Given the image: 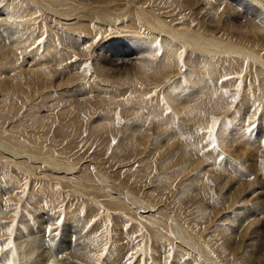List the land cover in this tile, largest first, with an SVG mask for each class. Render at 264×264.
I'll use <instances>...</instances> for the list:
<instances>
[{
	"label": "rangeland",
	"instance_id": "374dc122",
	"mask_svg": "<svg viewBox=\"0 0 264 264\" xmlns=\"http://www.w3.org/2000/svg\"><path fill=\"white\" fill-rule=\"evenodd\" d=\"M38 1L50 8L53 7V10L56 8V10L59 9V14L62 12V14H65L68 9L71 10L73 8L68 4V0H65L66 2L64 0L60 2L59 0H57L58 2L56 0L16 1L18 3L16 7L17 9L20 8L22 18L19 17V20H13V17L12 19H8L9 23L7 22L6 24H9V27L7 30L18 33V27L16 25L18 24V26L21 25L27 31V36H30L31 32V35L35 34L34 36L38 38L34 39L32 37L33 41L29 42L26 46L24 45V47L22 46L23 53L21 54L22 51L20 49V55L16 58L18 64L12 63L9 68H6L8 66L1 65V68L4 67V69L0 68V71L3 70L1 73H7V71L10 73V68L13 65H23L28 62L34 64L35 61L37 63L40 62L38 64L41 67L44 65L43 69L50 72L51 66L49 65L54 61L53 58L55 57L53 54L58 49L57 52L59 53L63 46L64 54L61 57V63H63L62 68L66 72L70 71L73 73L74 71L75 74L80 76L78 72H84L86 70L90 72L94 71L95 62L100 65H106V59L102 60L100 58L102 57L100 54H105L104 48L106 46L109 45V48H115L111 52L116 53V55L112 56V60L119 57L122 51L127 53L128 50H132L129 41L126 42L128 44L126 49H123L118 42L114 41L117 35L114 31L111 18L106 22L107 27L112 32L102 34L99 29L98 31L96 30L97 28L95 29L94 24L92 27H90L91 25L88 26L83 23L61 24V19L54 20L58 16H53L45 12L44 8L39 6ZM117 1L119 2L118 5H121V9L119 8L118 17H115L120 19L123 17L124 24H128L133 28L134 23L131 20V15L126 10L128 8L126 6L128 0ZM145 1L154 4L162 0ZM48 2L50 4L52 3V5ZM209 4L230 6L231 14L233 13V15L241 17L246 21L252 20L260 22L264 16V0H209ZM61 5L62 7H59ZM143 17L145 16L143 15ZM63 26L66 28H63ZM14 27H17V31ZM74 36L77 40H75L78 46L77 48H79V52L76 53L72 49L73 45H70L72 42L71 38ZM177 43L182 46L180 42ZM47 44L52 45L47 47ZM192 48L190 49L191 51L193 50ZM86 51L88 53L91 52L89 54V56L91 55L90 57L85 56L84 53ZM77 53H80V55H77ZM193 53L194 51H192ZM219 53L217 57L220 60L215 64L222 71V76H220L216 84L217 87L219 83L220 87L215 89L211 97L206 100L207 105L199 111V119L193 124L184 121L181 122L182 113L179 114L167 98L169 97L170 91L171 93H178L187 83L188 77H186V70L184 69L187 68L189 61L184 56L185 53L180 51L179 47L171 55L172 59L176 58L175 66L177 73L168 82L165 80V82L157 81L150 83V80L145 82L144 80H132L131 82L113 85L106 81L105 83L103 82L106 85V87L104 86L105 92L101 93L96 92V90L104 88H101L99 84L90 85L86 80L82 82L77 81L79 84L76 83L84 90H91L87 103L88 107L85 110L82 107L80 109L79 107L69 106L71 102L66 99H69L71 97L70 95L74 94V92L66 95L63 89L48 90V92H44L45 94L42 92L37 94L31 92L27 93L24 98L0 95V99L3 98L5 100V104L9 103L8 101L10 99H12L11 102L13 103L10 108L9 106L8 108L5 106L2 107L3 103H0V195L4 197L3 199L0 198V215L8 214V220H5L6 217H3L4 220L0 219V264H14L12 256L16 254L17 236L19 234L22 235L29 228L36 231L35 219L47 214H52L55 218L52 226H50L51 228L54 227L52 231H45L43 233L44 236L35 232L28 240L32 238L40 242L42 249L39 248L36 253L41 250L42 252H53L52 255L57 256L58 260L60 258V261L64 259V253L67 255L70 248L73 251L84 248V245H81L87 242V246L90 243L91 250L86 255L91 254L90 256L94 257V264H112L111 261L114 258L117 260H114L116 263L120 261L118 264H163L161 255L165 253L168 263L164 264H175V257L180 255L183 256V262L180 264H208V262L209 264H225L222 261L220 262L217 253L224 251L223 239L232 238L230 242L232 241L231 243H234L232 244L234 245V249L231 257L232 260L235 258L233 262L237 260L236 264H241L242 262L243 264L245 262V264H249L253 259L254 262L257 260V263L264 264V67L258 61L247 72L250 64L241 55L223 50ZM181 56L183 57V66H181ZM29 58H31L32 62ZM91 58L94 59V65L91 64ZM118 59L121 61L123 57ZM159 59L160 56H158ZM65 60H67L66 62L68 64L65 63ZM74 60L78 62L76 63ZM80 60L82 62H79ZM127 63H124V65ZM200 63L202 65L208 64L207 61ZM195 74L197 73L193 72L190 76H195ZM243 76L244 79L248 77L249 79H255V81L246 83ZM226 77L227 79H225ZM254 82L255 84H253ZM237 85L240 86L239 89ZM75 87L74 85L72 88ZM245 87L249 90L247 89V92L244 93ZM254 90L257 91L259 98L253 95L252 91ZM244 95H247V99L246 97H242ZM96 98H98V101ZM212 98L221 101L220 106L222 107L219 109H223L221 110L222 112L217 111L216 113V111L208 110L209 100ZM98 103L102 104L99 106ZM93 109L105 116L108 121L107 124L110 126L109 129L103 132L94 131L92 128L94 125L91 124V119L92 115H95L97 111L95 113ZM77 113L79 114L77 115ZM239 114L240 116L242 115L241 119L243 117L247 119L243 118L246 120L244 121L245 123H252L246 125L248 129L245 128L246 132H250L251 136L243 137L252 146L248 145L242 149L240 142H229L228 146L223 148L221 146L222 141L220 140L221 142H219V137L221 139V133L227 129V137L235 139L237 125L231 124L232 119L230 117L234 115L239 116ZM147 116L149 117L147 118ZM140 117L141 120L139 119ZM144 119H149V127L147 126L149 139L146 143L140 142L134 148L136 151L131 153L129 151L127 152L123 144L128 143V139L125 136L128 132V126L133 121L140 120L138 122H143ZM213 119L218 121L215 133V147L207 139V128L212 125ZM250 119L254 120L250 121ZM156 121L168 122H165L168 125L167 129L172 126V128L174 127L180 130L178 135L180 139L178 136L176 137L178 139H174L177 141L178 146H180L179 140L183 141L184 138L190 140L188 142L193 147L191 156L193 158L199 156L198 158L195 157L198 164L189 165V162H191L190 159L184 158L183 154L177 149L179 147L175 149V141L172 142L174 146L169 143L170 148L167 151H164L165 149H158L157 152L152 149V143L155 141L154 143L159 145L163 142L162 138L164 137L162 134L159 136V131L155 132V129L158 130L155 124ZM179 124L181 128H179ZM176 125L178 126L176 127ZM221 127L225 129L223 130ZM162 128L164 129V127ZM253 129L255 130L253 131ZM159 140L162 141L160 142ZM253 140L254 142H252ZM258 142L260 144L259 146ZM238 148L239 152H237ZM240 149H242V153ZM251 150L253 151L252 154ZM253 155L255 157L257 156V159L255 157L253 159ZM172 156L173 160L171 162L170 157ZM200 156L204 157L200 158ZM224 158L225 160H223ZM259 159L263 161L261 162ZM211 162H213L212 166L215 167V171L218 169L216 172L214 171L215 174L208 170L207 163L210 164ZM260 163L261 168H259ZM185 164L186 166H184ZM223 165L226 166L223 167ZM198 166L200 167L197 168ZM202 166H207L208 168L204 167V171V169L201 170ZM206 172L209 174H206ZM236 172L238 173L236 174ZM194 173L196 176L201 174L202 177L199 179L202 182L200 183L199 181L198 184H201V187L195 184V182L190 181L192 179L191 175ZM195 175H193V178L196 177ZM244 177L246 179H243ZM250 177L253 182L250 180ZM246 180L250 181L246 182ZM241 181H243V184ZM254 183H256L255 186L253 185ZM238 188L239 190H237ZM196 195L201 196L198 198ZM223 198L228 201L226 200L224 202ZM133 199L137 200L135 201ZM229 199H231V202ZM49 204L51 208L48 206ZM203 206L205 209H203ZM68 212L76 215V218L79 220L77 219L78 221L75 224L79 225L70 226L65 222ZM238 212H244V214H248L249 216V219L246 218L242 225L236 220ZM173 219L194 239L195 246L193 248H188V245L181 243L173 234L170 226V222ZM60 221L63 222L60 223ZM28 226L29 228H27ZM9 228L12 229L11 232H9ZM77 232L80 233V236H78ZM75 245L76 247H73ZM78 245L79 248L77 247ZM250 251H253L252 256L249 255L250 260H247L245 256L251 254ZM128 253H133L131 258H128ZM40 258L38 255L35 261L37 262L36 264L43 262L42 258L41 260ZM159 259H161L160 262H158ZM259 259L261 260L259 261Z\"/></svg>",
	"mask_w": 264,
	"mask_h": 264
},
{
	"label": "bare ground",
	"instance_id": "6f19581e",
	"mask_svg": "<svg viewBox=\"0 0 264 264\" xmlns=\"http://www.w3.org/2000/svg\"><path fill=\"white\" fill-rule=\"evenodd\" d=\"M16 1L18 2V0H14V1H12V0H0V66L1 65L2 66H8L6 68H9V66L12 63H15V64L17 63L18 64V61H17L16 58L18 57V55H20L19 50L22 48V46L24 47V45L26 46L29 42L33 41L32 40V37L34 39H37L38 38V37L36 38L34 36L35 34L34 35H31V32H30V36H27V31H25V29L22 28L21 25L18 26V24H16L17 27H18V33L17 32L16 33H13V31L11 32V31H8L7 30V28L9 27L8 26L9 24L8 25L6 24L8 22V19H12V17H13V20L14 19H18L19 20V17L22 16L21 15L20 8L17 9V7H16V4H18ZM20 1L23 2V0H20ZM60 1L61 0H59V2ZM213 1H215V0H213ZM24 2L27 4L26 1H24ZM68 2H69L68 4H70V6H72L73 8L71 7L72 8L71 10L70 9H68L67 11L65 10L66 11L65 14H62L63 12L61 14H59V12H58L59 9L56 10L57 9L56 8V9L53 10L52 9L53 7L50 8L49 6L45 5L44 3H40V1H38V3L40 4L39 6H42L44 8L45 12L50 13L53 16H58V18H55L54 17L55 18L54 20L61 19V21H62V23L60 22L61 24H63V23L64 24L65 23H71V24L72 23H76V24L83 23L84 25H88V26L91 25L90 27H92L93 24H94L95 29L97 28L96 29L97 31L99 29L102 32V34L110 33L111 29H109L107 27L108 25H107V22L106 21H108V19L111 18L112 19L111 20L112 25L114 26V31L116 32V35H117L116 40H114V41L115 42H118L119 45L121 47H123V49H126L127 48L128 44L126 42L129 41V43L132 46V50H128L127 53H125V52L122 51L120 53L119 57H117L116 59L112 60L111 59L112 56L113 55H116V53L115 52L114 53H111V52L114 51L115 48L114 47L109 48L108 47L109 45H108V46H106L104 48L105 54L104 53L100 54L102 56V57H100L102 60L106 59V61H105V64L106 65H100L99 63L95 62L94 71H91V72L90 71H87V70L84 71V72L83 71L82 72H78L77 71L78 73H80V76H78L77 74L74 73V71H73V73H71L70 71L69 72H66L62 68L63 67L62 66L63 63H61V57H63V54H64V47L62 46V49H61V51L59 53L57 52L59 50L58 49L56 51L57 54L56 53L53 54V55H55V57L53 58L54 61L50 63L51 65H49V66H51L50 67L51 70L49 69L50 72L49 71H46L45 69H43V66L44 65L41 67L38 64L40 62L37 63L35 60H34L35 61L34 64L28 62L27 64H23V65H17V66L16 65H13L10 68V73H9V71H7V73H3V72L1 73V71H3V70H1L0 71V95L1 96L7 95L6 97L9 96V97H15V98H19V97L24 98L27 93H31V92L34 93V94H37V93H40V92H42V93H44L46 91L48 92V90H52V89H63L65 91V94L66 95L72 94L74 92V94L70 95L71 97L69 99H66L67 101H70L71 102V104H69V106L79 107L80 109L82 107L85 110V108L88 107L87 103H88V100H89V97H90L89 94H91V90H88V91H87V89L84 90L83 88H81L78 85L79 82H77V81H81L82 82L83 80H86L90 85L91 84H94V85L95 84L96 85L99 84L101 86V88L104 87V86L106 87V85L103 84V82L105 83L106 81L107 82H110V84H113V85H115L117 83L131 82L132 80H134V81L144 80V82L150 80V83H155L157 81L158 82H165V80H167V82H168L169 79H172L174 77V75H176L175 73H177L176 72V66H175V62H176L175 59L176 58L175 59L174 58L172 59L171 58V55L179 47L180 51L183 52V53H185L184 56H186V58L189 61L188 62V65H187V68L184 69V70H186V74L185 75H186V77H188L187 78V83H186L185 86H183V89L180 92H178V93H174V92L171 93V91H170L169 92L170 93L169 94V97H167V98H168L169 102L172 104L173 108L179 114L182 113L183 116L181 115L182 116L181 122L184 121V122H187L189 124H193L194 122L196 123L198 121V119H199V115H200V112L199 111L202 110L203 108H205V106L207 105V101L206 100L209 97H211V95H212V93H213V91L215 89H217L218 87H220L219 86V83H218L217 87H216V84H217V81L220 78V76H222V71H221V68L218 67L215 64L218 60H220V58L217 57L218 54H220L219 52H222V50H223L225 52H234L237 55H241V57H243L247 61V63L250 64L249 65V68L247 69V72H249L250 69L252 68V66L255 63H257L258 61L264 67V16L262 17V19H261L260 22L259 21H252V20L246 21L245 19H243L241 17H237V16L233 15V13L231 14V8H230V6L223 5V4L222 5H219V6L211 5V4H209V0H162L160 2L159 1L158 2H155L154 4H152L151 2L148 3L145 0H137V1L136 0L135 1L134 0H128L127 3L126 2L125 3H126V6H128V8L126 10L128 11V13H130L131 20L134 23V26L132 28V26H130L128 24H124V18L123 17L121 19L120 18H117L118 17L117 15H118V13H119V11L121 9L120 8L121 5H118L119 2L117 0H82V1H78V0H68ZM28 3H29V1H28ZM212 4H214V3H212ZM50 5H52V3ZM57 5H60V4H57ZM59 7H62V5L59 6ZM30 12H32V11H30ZM17 14H19V15H17ZM143 15L145 17H143ZM49 16H51V15H49ZM115 16H117V17H115ZM135 24H137V25H135ZM112 25H111V27H112ZM17 27H14V29H16V31H17ZM84 27H87V26H84ZM63 28H66V27L63 26ZM83 35H81V36H83ZM66 36L68 37V35H66ZM63 39H64V37H63ZM71 39H72V42L70 43V45H73L72 46L73 47L72 49H74L75 53L76 52H79V48H77L78 47L77 46V43H75L77 41L76 38H75V36L72 37ZM177 42H180L182 46H180ZM35 43H37V42H35ZM50 45H52V44H47V47H49ZM60 47H61V45H60ZM182 47H183L184 50H186L185 52L182 49ZM69 48H71V47H69ZM76 48H77V50H76ZM191 48L193 49L192 51H194L193 54H192V51L190 50ZM84 49H85V46H84ZM21 51H22L21 52V54H22L23 53V50L21 49ZM31 51H33V50H31ZM45 51H47V50H45ZM60 53H61V56H60ZM72 53H73V51H72ZM90 53H88V51H86V53H84V54H85V56H89ZM45 55H47V54H45ZM77 55H80V53H77ZM27 56H29V55H27ZM67 56H68V54H67ZM158 56H160V59L159 60H158ZM82 57H83V55H82ZM121 57H123V59H121V61H120L118 58H121ZM230 57H231V55H230ZM19 58H20V56H19ZM65 58H66V56H65ZM78 58H80V57H78ZM29 60H31V58H29ZM63 60H64V58H63ZM75 60H77V59H75ZM75 60H74V62H76ZM88 60L90 61L89 58H88ZM91 60H92V63L91 64L94 65L93 64V60L94 59L91 58ZM96 60L98 61V59H96ZM66 61L67 60H65V63H67ZM125 61L128 62L126 65H124V63H126ZM202 61H207L208 64L207 65H202L200 63ZM9 62H11V63H9ZM31 62H32V60H31ZM79 62H82V61L80 60ZM223 67H225V66H223ZM2 68L4 69V67H2ZM82 68H84V67H82ZM69 69H71V68L69 67ZM12 71H14V72H12ZM193 72H196L197 74H195V76L194 75H191L190 76V74L193 73ZM243 79H244V76H243ZM252 79L251 78L249 79L247 77L244 80L246 81V83H248V82L251 83V81L252 82L255 81V79H253V80ZM82 84H80V85L83 87L84 84L83 85ZM253 84H255V82ZM74 85L77 88L76 87L75 88H72V87H74ZM105 87L103 89H101V90H96V92L104 93L105 92ZM167 89H168V87H167ZM247 89L248 88L245 87L244 93L247 92ZM76 91H77V93H76ZM252 92H253V95L254 96H256L257 98H259L258 93H257L256 90H254ZM242 97H246V99H247V95H244ZM2 99H0V103H3L2 104V107L5 106L6 108H8V106H9V108H10V106L13 104L11 102L12 99H10V101H8L9 103H7V104H5V100L4 99L2 100ZM97 99L98 98H96V100ZM243 100H244V98H243ZM97 101H96V103H97ZM209 101H210V104L208 106L209 107L208 110H212L213 112L216 111V113H217V111L222 112L221 110H223V109H219L220 107H222V106H220L221 105L220 104L221 101H219V99L216 100V99L212 98ZM230 101H232V100H230ZM245 102H249V101H245ZM101 104L98 103L99 106ZM222 104H223V102H222ZM96 106H97V104H96ZM244 107H245V105H244ZM97 109H99V108L97 107ZM241 110H243V108H241ZM96 111L94 110L95 113H96ZM70 113H72V112H70ZM83 113H85V112H83ZM78 114L79 113H77V115ZM81 115H82V113H81ZM93 115H92V119H91L92 120L91 121V124L94 125V127H92L94 129V131L103 132V131H106L107 129H109L110 126L107 124L108 121L106 120L105 116L102 113H99V111H97V113L94 116ZM237 115H238V113H237ZM234 116L233 117H230V118L232 119L231 124L237 125L236 126V132H235V139H233V138L230 139V138L227 137V135H226L227 134L226 133L227 129H226L225 132L222 131L223 133H221L219 131L222 134L221 139L219 137V142L222 141V145L221 146H223V148L224 147H227L228 144H229V142L230 143H232V142H240V145H242L240 147H242V149H244L243 147H247L249 145V141L248 140L246 141L245 139H243V137L244 136H247L248 137L249 135L251 136L250 132H246L245 128H246V125L252 124V123L251 122L245 123L244 121H246L247 119L244 118V117L243 118L246 119V120H244L243 118L241 119V116L242 115L240 116V114H239V116H236V115H234ZM247 116H249V115H247ZM148 117L149 116H147V118ZM250 117L252 118V116H250ZM139 119L141 120V117ZM231 119H230V121H231ZM140 120H138V121H140ZM251 120H254V119H250V121ZM77 121H79V120H77ZM89 121H90V119H89ZM138 121H133L128 126V129H127L128 132L127 133H126V130H125V133H126L125 136L128 139V143L125 144V145L123 144V146H125L124 147L125 150L127 152L129 151L130 153L136 151V150H134V148L137 145H139L140 142L146 143L147 140L149 139L148 138L149 137V133L147 131V129H148L147 126L149 125V119L148 120L147 119H144L143 122H145V123H143L142 121L141 122H138ZM179 121H178V123H179ZM163 122L162 121H156L155 122V124L157 125L156 127L158 128V130L155 129V132L159 131L160 132L159 133V136H161V134H162L164 137L162 138L163 139V142H161L162 140L161 141L159 140L161 142V144H159V145L158 144H155L154 143L155 141L152 140V141H154L153 143L151 142L153 144L152 145L153 146L152 149H154V151L155 150L157 151L158 149H160V150L165 149L164 151H167L170 148L169 143H171V145H173L172 142L175 141L174 139L179 135V132H180L179 129H176L174 127L172 128V126L169 129H167V126L168 125L165 124L166 121L164 122V124H163ZM236 122H238V124H236ZM166 123H168V122H166ZM177 126L178 125H176V127ZM162 127H164V129ZM179 128H181V125L180 124H179ZM221 128L223 129V127H221ZM246 129H248V128H246ZM181 133H182V130H181ZM178 138H179V136H178ZM178 138H176V139H178ZM182 138H184V137H182ZM188 141H190V140L189 139L186 140L185 138H184L183 141L182 140L181 141L179 140L180 146H178L177 145V141H175L176 142L175 149H176V147H179L180 149L179 148H177V149H178V151H180L181 154H183L184 158L185 159H190L191 162H189V165L190 164L195 165V163H197V159L196 158H198L199 156L198 157L195 156L196 158L195 157L193 158L191 156V151L193 150V147H192V145ZM129 142L130 143H133V144H130ZM252 142H254V140ZM259 145L260 144L258 142V146ZM249 146H252V145H249ZM194 148H195V146H194ZM239 148H238V151L237 152H239ZM248 148H247V150H248ZM196 149H197V147H196ZM242 149H240L241 150V153H242ZM249 149H251V148H249ZM173 151H175V150L173 149ZM230 152H231V150H230ZM244 152H245V150H244ZM252 152L253 151L251 150V154H252ZM195 153H198V152H195ZM248 154H249V152H248ZM236 156H238V155H236ZM261 156H259V157H261ZM174 157H176V156H174ZM203 157L200 156V158H203ZM254 157L255 156L253 155L252 158L254 159ZM256 157H255V159H257ZM240 159H242V158H240ZM172 160H173V156L170 157V161L171 162H172ZM223 160H225V158ZM38 161H40V160H38ZM260 161L262 162L263 160H260ZM187 163H188V161H187ZM212 164H213V162H211L210 164L207 163V166L209 168L207 166H202V169L201 170L204 169V171H205V168L207 167L208 170H210V171H212L214 173L215 167L212 166ZM184 166H186V164ZM217 166H218V164H217ZM225 166L226 165H223V167H225ZM260 166H261V163L259 164V168H261ZM199 167L200 166H198L197 168H199ZM257 167H258V165H257ZM186 168H189V167H186ZM192 168H194V167L192 166ZM227 170H229V169H227ZM243 170H244V168H243ZM220 172H222V171H220ZM200 173H201V171H200ZM237 173L238 172H236V174ZM249 173H248V175H249ZM261 173H263V172H261ZM206 174H209V173L206 172ZM193 175H195V173L191 175V178L192 179L190 181H193V182H195V184L198 185L199 184V181H200L199 178L202 177V176H201V174H198V176L195 175L196 177L193 178ZM233 175H234V173H233ZM203 176L205 177V175H203ZM238 176H241V175H238ZM204 177H203V179H204ZM243 179H246V178L244 177ZM263 179H264V177H263ZM250 180L252 181V178ZM250 180H248V181H250ZM248 181L246 180V182H248ZM201 182L202 181H200V183ZM241 182L243 184V181H241ZM246 182H244V183H246ZM242 184H240V185H242ZM255 184L256 183H254L253 185L255 186ZM200 185H198V186H200ZM219 187L221 188V186H219ZM240 189H241V187H240ZM237 190H239V188ZM243 190H241V191H243ZM7 192H9V191H7ZM0 194H1V192H0ZM202 194H203V191H202ZM199 196H201V195H199ZM199 196H197V197L199 198ZM197 197H196V199H197ZM0 198L3 199L4 197L2 195H0ZM19 198H21V196H19ZM234 198H235V196H234ZM234 198H232V199H234ZM133 200L136 201L137 199H133ZM195 200H193V201H195ZM223 200L225 202L227 199L225 200L223 198ZM229 200L231 202V199H229ZM239 200H240V198H239ZM226 205H228V204L226 203ZM45 206H46V203H45ZM48 206H50V208H51V205L50 204ZM204 206H203V209H205ZM261 209H262V207H261ZM242 210H243V208H242ZM206 211H207V209H206ZM207 212H209V211H207ZM74 213H72V212L69 213L68 212V214H67V216L65 218V222L67 224H69L70 226L79 225V224H75V223H77V221L79 219L76 218V215ZM209 214H211V213L209 212ZM209 214H207V215H209ZM236 216H237L236 217V220H238V222H239L240 225H242L245 222L244 220L249 217L248 214H244V212H238V214ZM3 217H6L5 220H8V214L7 215L6 214L5 215H0V219L1 220H4ZM11 217H12V214H11ZM215 217H216V213H215ZM9 218H10V216H9ZM53 221H55V218L53 217L52 214H47V215L39 216L38 218L35 219V224L37 226V230L36 231L33 230V229H31V228H29V226H28L27 227V228H29L28 231H26L22 235L19 234L17 236V240H16V243H17V245H16L17 246L16 247V254L15 255L12 254L13 255L12 256L13 257L12 258L13 259L12 261L14 262V264H36L37 262H35V261L37 260L38 255L43 260V262L38 263V264H94V262H95L94 257L93 256H90L91 254H88L89 256L86 255V253H90V250H91V246H89L90 243L87 246V242H85V243H83L81 245V246L84 245V248L75 249V251H73L70 248L69 249V252L67 253V255H65V253H64V257H63L64 259H62L61 261H60V258L58 260L57 259V256L52 255L53 252L52 253L47 252V251L46 252H42V250H41L40 252L36 253L39 250V248L42 249V246H41L40 242L35 241L32 238L30 240H28V238H30L31 235H33V233L35 234V232H37L39 234H42L41 236H44L43 233H45V231H47L48 228L50 226H52ZM252 224H253V222H252ZM247 225H249V224H247ZM170 226H171V229L173 231V234L180 240L181 243H183L184 245H188V248H193L195 246L194 239H192L190 237V235H189L188 232H186L185 230L182 229L181 225H179L176 222L175 219H173L170 222ZM200 227H202V226H200ZM80 229H81V226H80ZM203 231H205V230H203ZM75 233H76V231H75ZM77 233H78V236H80V233L79 232H77ZM211 233H212V231H211ZM50 235H52V234H50ZM89 235H90V233H89ZM228 235H229V232H228ZM239 235H241V234H239ZM209 236H208V238H209ZM85 237H86V235H85ZM42 238H44V237H42ZM223 240L222 241H223V245H224V248H223L224 251H221L222 253L221 252H218L217 253V256L220 259V262L222 261L225 264H236L237 263V260L233 262V260L235 258L233 260L231 259L232 255H233L232 254L233 253V249H234V247H233L234 245H232L234 243H231L232 241L230 242V240H232V238L231 239L224 238ZM88 242H89V240H88ZM73 247H76V245L73 246ZM77 247L79 248V245ZM64 248H65V244H64ZM45 250H47V249H45ZM254 251H256V250H254ZM250 252H251V254H248L247 253L248 256H245V259L250 260L249 255L252 256V252L253 251H250ZM165 254L161 255L162 256L161 258L163 259L162 262L168 263L166 261L167 260V257L165 256ZM263 254H261V255H263ZM158 257H160V256H158ZM263 257H264V255H263ZM41 258H40V260H41ZM175 258H176L175 260L173 259L174 262H175V264H180L181 262H183L182 261L183 260V256L182 255L177 256ZM245 259H244V261H245ZM256 259H257V257H256ZM114 260H116V259L115 258L112 259V261H111L112 264H118L120 262V261H118V263H116ZM160 260L161 259H159L158 262H160ZM260 260L261 259H259V261ZM256 261L254 262V260L252 259L249 264H259ZM208 264H209V262H208ZM216 264H218V263H216ZM241 264H243V262Z\"/></svg>",
	"mask_w": 264,
	"mask_h": 264
},
{
	"label": "snow or ice",
	"instance_id": "6c2138e0",
	"mask_svg": "<svg viewBox=\"0 0 264 264\" xmlns=\"http://www.w3.org/2000/svg\"><path fill=\"white\" fill-rule=\"evenodd\" d=\"M73 59H75V58H73ZM181 66H183V57L182 56H181ZM225 79H227V77ZM239 87L240 86L237 85V88L238 89H239ZM118 119H119V117H118ZM217 124H218V121H216L215 119H213L212 120V125L207 128V139H208V141H210L212 143L213 147H215V141H216V135H215V133H216V125ZM114 143H115V141H114ZM62 222L63 221H60V223H62ZM11 231H12V229L9 228V232H11ZM48 231L51 232L52 231V228L49 227ZM9 246H11V244H9ZM132 255H133V253H128L127 254L128 258H131Z\"/></svg>",
	"mask_w": 264,
	"mask_h": 264
}]
</instances>
